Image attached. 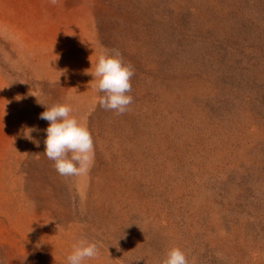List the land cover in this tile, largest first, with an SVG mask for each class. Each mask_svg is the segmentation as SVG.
Wrapping results in <instances>:
<instances>
[{
    "label": "rangeland",
    "instance_id": "374dc122",
    "mask_svg": "<svg viewBox=\"0 0 264 264\" xmlns=\"http://www.w3.org/2000/svg\"><path fill=\"white\" fill-rule=\"evenodd\" d=\"M102 48L135 70L123 115L86 74ZM54 103L92 134L86 176L44 154ZM80 239L85 264H264V0H0V264Z\"/></svg>",
    "mask_w": 264,
    "mask_h": 264
},
{
    "label": "clouds",
    "instance_id": "9594fccd",
    "mask_svg": "<svg viewBox=\"0 0 264 264\" xmlns=\"http://www.w3.org/2000/svg\"><path fill=\"white\" fill-rule=\"evenodd\" d=\"M55 6L59 0H49ZM58 59V56H57ZM92 65V62H91ZM93 68V65L90 69ZM86 70L93 77L91 82L98 96V104L105 110L123 115L133 103L132 77L135 70L130 63H125L118 49L102 48L96 57L94 70ZM62 74V72H61ZM75 89V88H73ZM38 102V100H37ZM39 103V102H38ZM44 105V104H42ZM45 106L39 118L49 122L46 132L45 156L54 162L57 173L63 177H81L89 174L95 162V148L92 134L81 119L73 115L68 103H54ZM35 127L24 129V136L32 140ZM39 146V142L33 140ZM99 255L96 242L80 239L72 245L66 264H85V261ZM161 264H188L184 251L179 246H172L165 254Z\"/></svg>",
    "mask_w": 264,
    "mask_h": 264
}]
</instances>
